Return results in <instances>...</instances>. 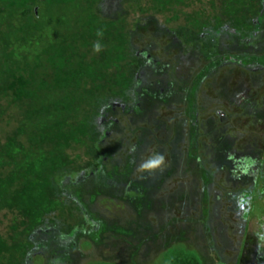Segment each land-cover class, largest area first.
<instances>
[{"label": "trees", "instance_id": "16d2710c", "mask_svg": "<svg viewBox=\"0 0 264 264\" xmlns=\"http://www.w3.org/2000/svg\"><path fill=\"white\" fill-rule=\"evenodd\" d=\"M106 3L0 0V214L10 221L8 232L0 234V264H26L27 253L35 246L32 236L47 224L67 227L62 234L72 238L74 227L87 211L84 197H92L90 186L94 184L90 180L99 184L102 180L105 185L111 173L134 170L132 160L117 168L121 165L116 159L125 149L120 140L97 148L102 128L95 117L103 106L134 96L137 102L124 113L130 116L134 112L137 117L142 108L149 112L154 109L147 95L159 96L161 103L175 104L180 101L176 97L183 94L191 122L190 153L197 156L200 85L205 80L214 85L221 72L235 68L264 71V45L256 50V44L264 42L259 20L263 0H133L112 13L105 12ZM130 13L144 18L131 27ZM157 16L170 25L157 31L160 38L167 42L177 39L184 46L179 58L182 63L188 62L189 46L203 43L194 54L201 56L195 59L202 67L200 76L190 86L174 79L172 84L163 87L160 83L150 92L142 85L143 78L137 76L146 60L135 57L132 34L134 28L140 31L144 22V29L149 30L150 18L156 22ZM217 37L225 39L220 48L215 46ZM225 46H231L232 52L228 50L227 54ZM246 48L249 50L242 51ZM147 54L153 62L155 57ZM164 55H160L159 64L167 57ZM110 114L109 129L113 131L118 124L114 122L116 114ZM196 160L206 187L212 180L211 171L201 157ZM93 162V174L85 173L77 180L83 167L94 168ZM250 162L254 187L239 191L233 200L238 203L245 199L242 212L255 217L251 208L256 201L257 207L259 203L264 205V161L254 157ZM237 170L233 171L235 176ZM244 170L240 169V175L249 178L250 173H242ZM61 175L72 179L59 189L56 178ZM206 195L205 190V216ZM255 218L264 233V211ZM65 236H60L57 244L66 246L69 238L64 240ZM68 250L70 247L63 252L66 264ZM171 262L202 264L194 254L182 251ZM256 264H264V238L257 244Z\"/></svg>", "mask_w": 264, "mask_h": 264}, {"label": "rangeland", "instance_id": "374dc122", "mask_svg": "<svg viewBox=\"0 0 264 264\" xmlns=\"http://www.w3.org/2000/svg\"><path fill=\"white\" fill-rule=\"evenodd\" d=\"M106 1V13L120 11L121 7H127L126 2H133ZM142 17L130 13L131 27ZM157 18L156 22L150 18L149 30L144 29L145 22L140 31L134 28L131 44L135 57L146 60L137 76L143 78L141 83L150 92L160 83L163 87L172 84L174 79L190 86L200 76L202 67L195 59L201 56L194 54L203 43L189 46L188 62L182 63L179 58L184 46L177 39L167 42L160 38L159 30L170 25L164 17ZM259 20L264 41V0ZM224 40L217 37L215 46L220 48ZM262 45L264 42L256 44V50ZM224 50L227 54L232 52L231 46H225ZM246 50L249 48L242 51ZM147 52L155 57V63ZM163 53L167 57L159 64ZM212 85L207 80L200 85L196 109L197 156L211 171L208 186L201 181L198 157L190 153L191 122L183 94L176 97L180 101L175 104L161 103L159 96L147 95L154 109L149 112L142 108L137 117L134 112L130 116L124 113V109L132 108L137 102L136 97L109 103L95 117L102 128L97 148L104 149L120 140L125 149L116 159L121 165L117 168L132 160L134 170L111 173L105 185L102 180L99 184L89 179L94 184L90 186L92 197H84L87 211L74 227L72 238L62 234L67 227L47 224L32 236L35 246L27 253L26 264H66L63 252L68 247L71 250L67 264H172L178 251L194 254L202 264H256L257 244L264 233L260 232L261 224L255 217L263 213L264 205L259 203L257 207L256 201L251 208L255 217L247 216L241 210L245 199L235 203L233 196L254 187L251 158L264 161V71L235 68L221 72ZM110 113L116 114L114 122L118 124L113 131L109 129ZM92 165L94 168L83 167L77 180L85 173L93 174L96 163ZM240 169H245L242 173L248 172L250 177L240 175ZM70 179L69 175L58 176L59 189ZM205 190L206 216L203 214ZM0 221V234L5 235L9 217L0 214ZM60 236L67 237L64 240L69 238L66 246L57 244Z\"/></svg>", "mask_w": 264, "mask_h": 264}, {"label": "clouds", "instance_id": "9594fccd", "mask_svg": "<svg viewBox=\"0 0 264 264\" xmlns=\"http://www.w3.org/2000/svg\"><path fill=\"white\" fill-rule=\"evenodd\" d=\"M160 159L162 160V157Z\"/></svg>", "mask_w": 264, "mask_h": 264}]
</instances>
